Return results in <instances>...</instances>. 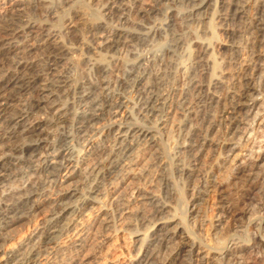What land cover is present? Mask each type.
Returning <instances> with one entry per match:
<instances>
[{"label":"bare ground","instance_id":"1","mask_svg":"<svg viewBox=\"0 0 264 264\" xmlns=\"http://www.w3.org/2000/svg\"><path fill=\"white\" fill-rule=\"evenodd\" d=\"M101 1L104 17H118L120 21H127L125 12H130L131 6L126 0H104V3L103 0ZM209 1L211 0H150L154 3V7L163 2L182 4L190 8L199 20V16H202L201 10ZM218 1L224 34L232 43L229 45L231 55L226 59L225 73L230 76V91H225L218 79L211 86H207L201 81L194 82L197 77L191 78L192 85L188 91L192 90L194 95L192 98L194 97L200 107L197 110L191 108L187 111L188 124L183 128V141L180 145L183 163L177 164L178 167H182L180 170L187 179L198 177L202 157L205 153L211 152L217 144L218 138L213 137L215 131L216 136L223 140L222 152L225 155L233 152L232 146L238 138L242 125L251 109L256 107V102L252 105L249 103L253 101L256 93H260L262 85L260 79L264 74V0ZM50 2L52 3V0ZM50 2L49 0H0V190L5 189L6 183L10 181V184L12 178L23 175L32 176L41 173L44 179H41L42 181L39 179L40 183L35 181L25 188L18 189L11 198L4 197L0 203V264H38L41 258L43 264H96V261L90 259L80 261L85 235L92 224H98L101 230L99 240L106 244L112 240L114 221L104 214L103 209L93 208L92 204H97L95 197L85 198L82 189L74 180L77 177L86 178L95 184L97 180L105 179L107 175L109 177L121 172V180L125 181L132 175L131 169L138 162V153L157 156L154 157L157 158V164L165 165L164 156L161 157L160 152L157 154L159 149L156 148L159 147L155 143V138L149 139L153 127L142 125L137 121L139 117L140 120L146 119L151 123L156 118L154 117L156 113H160L162 116L160 119L158 116L157 123L163 125L166 122L167 110L166 114L164 109L161 110L162 106L167 109L169 102L157 93V83L144 79L140 73L134 75L131 71V75H127L128 78L120 81L119 84L122 86H131L132 81L136 97H134L135 116L133 110H129L131 107L129 105L134 99L128 100L130 96L127 98L121 92L110 93V83L102 79V76L100 81H92L88 78L84 86L73 79L70 80L60 71L64 58L70 55L77 56L79 50L92 51L95 56L97 55L98 60L101 57L103 58L101 60L106 62L109 53L117 52L133 37L130 29L117 28V26L113 28L101 22H92L89 28H83L81 34L74 37V46H69L66 38L73 22L65 23L66 28H53L54 25L47 22L49 19L38 24L30 21H24L25 23L22 21V24L18 21L20 25L17 24L14 28L3 27V23L12 14L31 10L40 11V7L42 12L52 18L56 11L54 6L49 5ZM67 3L69 4V0H63L60 7ZM144 5L139 8L138 14L147 13ZM155 11L153 9V12ZM86 15L88 14L82 12L78 16ZM240 41L244 42L241 46L238 45ZM195 43L202 44L198 41ZM196 48L194 70L198 72L208 67L205 59L208 50L206 51L203 46ZM81 60L77 59V64L84 63L89 71L95 69L101 75L106 72L101 68V60L91 63H88L89 60L88 62ZM136 69L134 68L133 71ZM124 75L126 74L123 73L122 76ZM63 89H67L71 95H79V103L77 102V105L73 103L78 111L72 120L70 119L72 132L53 133L48 130L50 126L64 125L62 127L64 129L70 118L68 110L70 108H67L70 105L68 103L64 105L58 100V93ZM95 92H99L98 99H92ZM189 102L187 101V104ZM44 111L50 113L51 115L48 113L47 115L53 118L40 117L39 115ZM105 118L109 119V133L114 136L116 142V146L107 152V161L102 160L100 164L92 162L91 158L97 154L91 153L90 149L85 153L75 154L72 142L82 140L85 148L90 147L89 132L94 131L97 124ZM86 135L89 136L88 139ZM100 156L102 159L103 155L97 157ZM233 175V179L238 181L237 190L234 191L236 201L234 205L233 203L229 205L221 199L222 205L217 214L219 224L216 226L219 228L223 224H228L230 220L237 222V219L250 215L252 209L250 206L256 204L257 213L260 214L257 225L264 230V213L262 214L264 202L257 201L262 198L261 187L259 188L261 176L254 168L246 167H236ZM137 177L144 183V186L138 190L137 197H134L138 201L140 198L145 199L144 187L152 183L153 175L150 169H145ZM205 180L196 188L199 189L198 194H203L211 188V180L207 182ZM13 181L16 183L17 179ZM47 185H51L52 190L57 189L59 193L54 194L55 192L52 193L51 190L45 193L44 189ZM96 192L97 190L94 194ZM149 200L153 207L152 212L149 211L151 214L148 212L150 221L153 222L152 233L146 236L141 233L136 235L137 253L133 257L132 264H175L183 255L188 258V264H208L212 252L187 242L189 234L192 233L186 222L163 217L167 205L154 195L148 196ZM45 205L49 209L36 231L26 238L18 240L13 238L12 233L16 227ZM130 206L131 204H127L121 208L123 221L128 220L126 225L121 226L122 230L130 229L136 234L138 231H135L132 223L136 214ZM260 234L262 237L256 238L255 243L253 242L254 249H262L264 246V234L261 231ZM62 235H66L68 240L61 242ZM230 236L227 245L222 244L223 247H219L222 258L230 264L249 263L243 261L248 246L241 245V242ZM177 238L181 240L179 244L174 242ZM173 242L175 248L170 252L166 251L168 253L164 252L163 249ZM258 263L263 264L264 261ZM107 264L113 262L109 261Z\"/></svg>","mask_w":264,"mask_h":264},{"label":"rangeland","instance_id":"2","mask_svg":"<svg viewBox=\"0 0 264 264\" xmlns=\"http://www.w3.org/2000/svg\"><path fill=\"white\" fill-rule=\"evenodd\" d=\"M50 1L51 0H49V2ZM62 1L63 0H52V3L50 2L51 4L49 5L52 7L54 6L53 8L56 11L52 18L46 15L47 13L44 11L42 12V8L40 7V11L31 10L25 13L12 14L3 23V27L14 28L19 24L18 21L21 23L22 21L23 23L30 21L38 24L49 19L47 22L50 23V25L53 24V28H66V24L73 22L72 29L69 30V32L72 33H68L66 38L69 46H74V37L81 34L83 28H89L92 22H101L113 28L117 26V28L130 29L133 33V37L130 38V41L127 42L126 45L121 46L117 52H111L112 54L109 53L106 62L101 60L103 59L101 57H99L100 59L98 60L97 55L95 56L92 51H88L87 49L85 52L84 50H79V52L76 53L78 54L77 56L70 55L64 58L63 63H61L60 71L63 75L69 77L70 80L73 79L78 84H84V86L86 82H88V78L92 81H100L102 76V79L110 83V93L121 92L125 97L130 96L129 98L127 97L128 100L130 99L131 101L134 99L132 101L133 103L129 105L132 107H130L129 110H133V115L135 116L136 111L134 110V103L136 97L134 95L135 90L132 87V81L130 82L131 86H122L119 84L123 78H126L127 75H131V72L134 75L140 73L144 79L157 83V93L169 102V107L167 109L165 106H162L163 108L161 107V111L164 109L165 114L167 110V114L165 115L166 122L163 125L157 123L159 122L158 116L159 119L162 116L160 113H156L154 116L156 118L153 119L152 117L150 119V121L153 119L151 123L146 121V119L140 120L141 118H137L140 124L147 125L151 128L153 127L152 135L149 139H151V137L152 139L155 138V143L159 147L156 148L159 149L157 154L160 152L159 155L161 157L164 156V166H159V164H157V158H154L157 156H152L151 154L139 155L137 152L139 158H137L138 162H136L131 169V171H133L131 177L125 181L121 180V172L115 173L109 177L107 175L105 179H99L95 184L86 178L80 179L77 177L74 180L75 184L82 189L85 198L89 196L95 197L97 204H92L93 208L103 209L104 214L110 220L114 221L113 231L111 230L112 240L106 244L99 240L98 236L101 231L99 225L92 224L89 229L90 231L88 230L85 235L86 238L84 248L80 254V261L90 259L91 261H96V264H107L109 261L113 262V264H132L133 257L137 253L136 235L141 233L146 236L152 233L153 222L150 221L148 215V212H152L153 210L151 201H148V196L150 197L152 195L160 202L167 205V210L163 217L175 218L177 220L181 219L184 220V223L186 222L189 226V231L192 233L189 234V239L187 238L189 244L212 252L211 262L209 261L208 264H230L229 261L226 262V259L222 258L223 256L219 250V247L221 248L227 245L226 243L229 237H231L230 235H232L236 241L238 240L237 242H241V245L245 244L248 246V252L245 254L243 260L245 263L257 264L258 262L264 261V246L262 249H254L253 245L256 238L260 239L262 237L260 231L264 234V230L258 228L257 225L258 216L260 214L257 213L258 209L256 208V204V206H250V208L253 209H251L250 215H246L242 219H237V222L230 220L228 224H223L219 228L216 226L219 224L217 214L220 212L219 207L222 205L221 199H223L224 202H228L229 205H232V203L234 205V201H236L234 191L237 190L238 181L233 179V173L236 167L254 168L255 172L259 173V176H261V185H259L261 190H259L262 198H264V74L260 79L262 84L259 90L260 93H256L253 97V101L249 103L252 105L253 102H256V107L251 109L245 123L242 125L238 138L232 146L234 149L233 152L227 155L222 152L224 143L219 136H216L217 132L215 131L213 137L218 138L217 144L212 148L211 152L205 153L202 157L200 172L197 174L198 177L187 179V176L180 170L182 167H178L179 164L183 163L181 162V160H183V155L180 145L183 141V128L188 124L187 111L191 108L197 110V108L200 107L193 99L194 97L192 98V96H194L192 90L190 89L188 91L192 85L191 78L195 79L197 77L194 82L201 81L207 86H211L218 79L222 83V88L225 91H230V76L225 73L227 72L226 59L231 55L229 45L232 43L224 34V26H222L223 22L220 17L221 8L219 1H209L201 10L200 13L202 16H199V20L195 17L196 14L194 15L190 8L182 4L163 2L159 6L154 7V3L150 2V0H126V3H129L131 6L130 12H128L129 14L125 12L127 21H120L118 17H104V13L101 9V0H69V4L67 3L63 7H60ZM142 5L147 8V13L145 15L138 14L139 8ZM153 9L156 11L153 12ZM82 12L88 15L79 17L78 15H81ZM43 15L46 16V18H43ZM197 41L202 44H196L195 42ZM243 43L244 42L240 41L238 45L241 46ZM198 46H203L206 48V51L208 50L205 55L208 67H205L206 69L202 71L196 72V70H194V57L196 54V47ZM85 58H87L86 61ZM77 59H82V62H88L89 60L88 63L101 60V68H104L106 72H103L101 75L95 69L89 71L84 63L77 64ZM134 68L137 69L133 71ZM86 70L88 72H86ZM193 70L195 73H192ZM123 73L126 75L122 76ZM196 74L200 75L198 76ZM82 81H84V83ZM261 89L263 91H261ZM98 93L99 92H95V95H92L93 98H91L98 99ZM78 96V94L75 96L71 95L67 89L59 91V102L64 105H67V103L70 105L68 107L66 106L70 108L68 109L70 118L69 122L65 124V130L62 128L64 125H52L48 128L50 132H72L71 120L78 111V108H76L77 102L79 101ZM187 101L190 102L187 104ZM73 103L76 105H73ZM212 109L215 113L216 110L214 106ZM47 113L48 112L44 111L39 116L47 117ZM48 118L50 119L53 117L48 116ZM108 121L109 119L107 120L106 118L100 121L94 131L91 130L89 132L88 135H90V138L86 135L87 139H91L90 147L85 148L82 140L80 142L77 141L78 143L75 141L72 142L74 143L72 148L75 154L85 153L90 149L91 153L97 154L91 158L92 162L98 164L102 163L104 160V162H106V158H108L107 152L116 146L114 136L109 133ZM155 125H157V127ZM98 154L103 155L102 159L101 156L97 157L99 156ZM145 169H150L153 175V181L144 187L143 197H145V199L140 198L137 201L134 197H137L138 190L144 186L143 181L138 178L137 175L139 176ZM27 175L28 176L23 175L22 177L12 178L11 185L9 184L10 181L6 183V188L2 189L3 191L0 190V203L4 200V197H6L5 199L8 197L11 198V195L18 189L25 188L28 184L35 183V181L38 182L39 179L40 181L44 180L43 174L41 173L32 174V176H30L31 174ZM14 179H17L16 183L15 181L12 182ZM204 180L205 182L211 180V188H208L209 190L203 194H198L199 189L196 188H198L200 183ZM40 181L38 183H40ZM235 182L237 183L236 186ZM92 184L93 187L91 186ZM45 187V193L50 190L52 193L55 192L54 194L59 193L57 189L52 190L53 187H51V185ZM47 187L49 188L47 189ZM96 190L97 192L94 194ZM262 198L257 201L261 200L264 202ZM127 204H131V210L133 209L136 214L135 219L132 221L135 231H138L136 234L130 229L122 230V226L126 225L128 220H125L126 222L123 221L124 218L121 213V208ZM48 209L49 207L45 205L44 208L42 207L39 209L32 217L19 224L12 233L13 238L18 240L19 238H26L32 235L41 225ZM263 213L264 211L262 214ZM146 216H148V218H146ZM71 234L72 233H69V235ZM66 235L61 236V242L68 240ZM179 241L181 242V240L177 238L174 242L179 244ZM174 242L164 248L163 251H172L175 248ZM42 260L41 258L38 264H43L44 261ZM98 260L100 261L98 262ZM187 260L188 258L183 255L175 264H188L189 262H187Z\"/></svg>","mask_w":264,"mask_h":264}]
</instances>
